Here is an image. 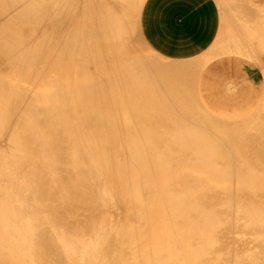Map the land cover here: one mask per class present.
<instances>
[{
	"label": "bare ground",
	"instance_id": "bare-ground-1",
	"mask_svg": "<svg viewBox=\"0 0 264 264\" xmlns=\"http://www.w3.org/2000/svg\"><path fill=\"white\" fill-rule=\"evenodd\" d=\"M144 1L0 0V264H264V98L213 116L211 56L141 54Z\"/></svg>",
	"mask_w": 264,
	"mask_h": 264
},
{
	"label": "crops",
	"instance_id": "crops-1",
	"mask_svg": "<svg viewBox=\"0 0 264 264\" xmlns=\"http://www.w3.org/2000/svg\"><path fill=\"white\" fill-rule=\"evenodd\" d=\"M241 2L242 4L247 2L244 3V7L251 5L250 11L254 13L251 12L252 14H248L250 15L248 17V15L246 16L247 9L240 12L237 5ZM140 11L139 28L141 35L149 48L159 56L175 61H191L205 55L211 56V60L201 74L199 84H205L211 78L214 70L207 66L213 63V58L216 55L236 54L235 58L215 64L223 65L216 69L220 73L221 79L227 77L226 73H229L228 76L237 81L238 78L242 77L240 75L243 70L241 66L249 65L248 78L245 76L242 81L246 80L244 82L247 87L245 91L249 94H262L257 106L250 108V110L249 108L246 109L248 113L244 115L243 103L252 101H246V98L242 99L245 91L241 89L237 98L217 101L226 106L224 108L229 112L233 110L235 118L217 113L218 108H210L206 102L201 100L213 116L226 120H240L256 111L264 98L262 60H254L235 50L240 44L252 43L251 37L254 36L250 31L251 22H253L251 16L252 19H255V15L264 11V0H145ZM255 47L264 50V47ZM235 66L237 69L234 68ZM261 74L263 75V82L259 85L258 77ZM214 77L219 76L214 75ZM237 84L240 87L243 86L241 81ZM233 85L234 87L238 86Z\"/></svg>",
	"mask_w": 264,
	"mask_h": 264
},
{
	"label": "rangeland",
	"instance_id": "rangeland-1",
	"mask_svg": "<svg viewBox=\"0 0 264 264\" xmlns=\"http://www.w3.org/2000/svg\"><path fill=\"white\" fill-rule=\"evenodd\" d=\"M144 4V3H143ZM143 7V5H142ZM141 7V10H142ZM141 13V11H140ZM140 13L139 15L135 16L134 11L130 10V12L128 13L126 10V15L128 16L126 18L127 20V24L130 25L133 29L132 31V35L131 37L134 38L136 44L139 47V50L141 52V54L147 58H151L153 60H157L160 62H166V63H178V61L175 60H169L167 58L161 57L158 54H155V52H153V50H151V48H149V46H147V44L145 43L141 32H140V28H139V19H140ZM236 54H224V55H216L215 58H213V63L209 64L207 67L211 68L213 71L211 78H209L208 82L206 81L205 84H199V89H198V96L197 98L199 100H202L204 102H206V104L210 107V108H218L219 111L217 113L227 116L229 118H235L236 116L234 115L233 110H230V112L228 110H226L222 103L219 104L217 101H221V100H229V99H235L238 97L239 92L241 91V89H243V91L246 90V85H245V81H242L243 78H248V72L250 71V67L249 65H242L241 68L243 69L240 73V75H242L241 78H238L237 81H235L234 79L230 78L228 76L229 73H226L227 77L224 78H220V73L218 71H216V69H218V66H223V65H215L223 60H228L231 58H235ZM229 66V65H228ZM264 67V66H263ZM235 69H237V66L234 67ZM216 71V72H215ZM214 75H218L219 77H214ZM236 77V75H235ZM259 81L258 84L261 85L263 82V75L261 74L258 77ZM241 81L243 83V86L240 87L237 82ZM238 85L235 86L234 85ZM257 84V85H258ZM248 90V89H247ZM246 101H252V102H246L243 103V111H244V115H246L248 112L246 109L248 108H255L258 104V101L261 100L262 98V94H249L248 92H244V95L242 96V99H245ZM242 112V111H240Z\"/></svg>",
	"mask_w": 264,
	"mask_h": 264
}]
</instances>
